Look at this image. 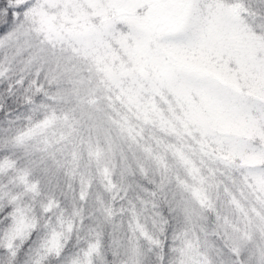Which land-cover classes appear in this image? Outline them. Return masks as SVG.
Here are the masks:
<instances>
[{
    "label": "snow or ice",
    "instance_id": "obj_1",
    "mask_svg": "<svg viewBox=\"0 0 264 264\" xmlns=\"http://www.w3.org/2000/svg\"><path fill=\"white\" fill-rule=\"evenodd\" d=\"M0 264H264V0H0Z\"/></svg>",
    "mask_w": 264,
    "mask_h": 264
}]
</instances>
